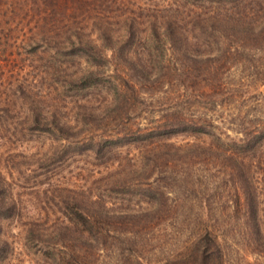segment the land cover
<instances>
[{"label":"trees","instance_id":"trees-1","mask_svg":"<svg viewBox=\"0 0 264 264\" xmlns=\"http://www.w3.org/2000/svg\"><path fill=\"white\" fill-rule=\"evenodd\" d=\"M101 2L105 8L80 19L61 42L67 45L63 52L106 63L110 53L107 82L117 89L110 101L117 139L121 134L135 144L152 167L148 173L160 175L143 180H149L147 190L157 193L153 198L161 209L189 228L191 264H224L227 231L249 234L264 246V9L256 14L177 2L149 10L135 2L117 15V0ZM238 52L246 53L242 64L260 70L235 82L220 68ZM206 61L214 69L200 71ZM76 74L71 80L79 89L97 87L103 75ZM27 117L26 131L52 139L69 128L67 120L42 106L27 105ZM6 186L0 176V219L18 211ZM66 200L75 209L73 219L89 217L76 198ZM184 213L190 218L183 219ZM10 254L0 237V264ZM183 255H170L161 264H187ZM77 256L72 250L66 264H77Z\"/></svg>","mask_w":264,"mask_h":264},{"label":"rangeland","instance_id":"rangeland-1","mask_svg":"<svg viewBox=\"0 0 264 264\" xmlns=\"http://www.w3.org/2000/svg\"><path fill=\"white\" fill-rule=\"evenodd\" d=\"M211 1L117 0V15L135 2L149 10L177 2L256 14L264 9V0ZM77 4L0 0V176L18 206L17 213L0 219V237L11 251L1 264H66L72 250L78 254L77 264H161L177 253L191 264L189 228L161 209L153 198L157 193L150 190L151 196L147 190L149 180H143L160 175L148 173L152 167L147 168L135 144L121 134L117 139L119 125L110 102L117 98V89L107 82L110 53L106 63L92 58L83 62L81 56L63 52L67 45L61 42L80 19L86 21L88 13L105 8L101 0ZM245 54H234L233 62L220 68L235 82L260 70L242 64L239 58ZM206 69L214 65L201 62L199 70ZM95 70L103 74L97 87L79 89L73 84L75 73L86 76ZM27 105L54 112L69 128L53 139L26 131ZM71 197L86 209L87 219H73L75 209L66 200ZM182 218L190 216L184 213ZM226 239L224 264H264V246L255 244L254 237L227 231Z\"/></svg>","mask_w":264,"mask_h":264}]
</instances>
